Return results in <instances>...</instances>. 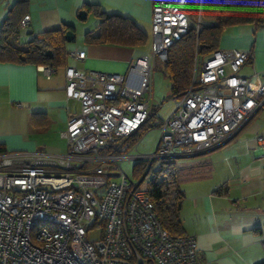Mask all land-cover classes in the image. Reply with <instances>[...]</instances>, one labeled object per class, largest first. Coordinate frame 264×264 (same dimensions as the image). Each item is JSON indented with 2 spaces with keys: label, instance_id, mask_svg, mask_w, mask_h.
I'll return each mask as SVG.
<instances>
[{
  "label": "built area",
  "instance_id": "2783aa9c",
  "mask_svg": "<svg viewBox=\"0 0 264 264\" xmlns=\"http://www.w3.org/2000/svg\"><path fill=\"white\" fill-rule=\"evenodd\" d=\"M151 52L130 62L125 74L65 68V94L78 101L69 111L63 152L45 149L0 153V264H195L196 238L163 226L142 179L128 175L124 159L173 162L231 141L264 109V85L241 70L248 49L217 48L194 56L188 87L158 126L152 152L122 147L146 121L152 93V58L168 48L193 21L187 0H151ZM24 14L20 26L29 25ZM83 58L84 52H70ZM47 77L54 67H42ZM137 141L135 142V146ZM256 156L264 160V135ZM96 236L91 237L90 234Z\"/></svg>",
  "mask_w": 264,
  "mask_h": 264
},
{
  "label": "crops",
  "instance_id": "0c3cea01",
  "mask_svg": "<svg viewBox=\"0 0 264 264\" xmlns=\"http://www.w3.org/2000/svg\"><path fill=\"white\" fill-rule=\"evenodd\" d=\"M17 1L0 0V27L9 15L18 12L14 7ZM87 3L103 13L127 14L151 32V0H27L21 11L30 17L24 27L28 40L41 38L44 31L63 24L73 26L75 32L88 15L96 17L86 11ZM80 10L86 11L85 18L78 17ZM223 30L218 48L250 50L252 55L242 69L247 65L250 74L256 71L264 85V24H239ZM84 33L83 44L69 49L66 42L65 65L54 68L49 77L42 69L46 64L0 61V144L6 151L66 149L61 132L68 112L79 107L77 100L65 94L66 67L125 74L130 62L145 53L141 47L88 43ZM19 40L25 42L20 36ZM74 50L83 51L84 57H72ZM262 135L264 121L253 117L224 146L175 161L184 174L180 182L184 194L179 211L181 231L196 238L199 261L195 264L264 262V160L254 151Z\"/></svg>",
  "mask_w": 264,
  "mask_h": 264
},
{
  "label": "trees",
  "instance_id": "16d2710c",
  "mask_svg": "<svg viewBox=\"0 0 264 264\" xmlns=\"http://www.w3.org/2000/svg\"><path fill=\"white\" fill-rule=\"evenodd\" d=\"M26 1L18 0L14 6L18 7V12H15L17 15H9L0 27V61H33L54 68L64 66L69 51L64 35L68 29L74 31V27L63 24L59 28L44 31L41 38L34 36L28 41L21 42L20 19L25 14L21 7ZM186 8L193 21L200 16L202 25L197 30L194 24H191L181 38L168 48L167 59L162 61V71L170 81V96L173 98L178 97L188 87L194 56L203 57L217 49L224 28L246 23L255 26L264 24V0H187ZM85 9L87 12H93L98 18L97 30L84 33L86 42L141 48L147 43L148 33L127 14L103 13L91 3L85 4ZM49 49L52 51L51 55L46 53ZM149 118L150 111L140 129L141 132L149 126ZM130 141L136 142L137 137ZM3 152H6L5 147L0 144V153ZM154 163L155 161L151 162L141 182L153 172ZM171 163L173 162L160 161L156 174L147 183V188L155 204L157 217L163 226L172 233H182L179 211L184 197L180 188L184 174L179 167L170 170ZM147 166L145 160L135 161L133 177L140 179ZM159 174L161 179H158Z\"/></svg>",
  "mask_w": 264,
  "mask_h": 264
},
{
  "label": "rangeland",
  "instance_id": "374dc122",
  "mask_svg": "<svg viewBox=\"0 0 264 264\" xmlns=\"http://www.w3.org/2000/svg\"><path fill=\"white\" fill-rule=\"evenodd\" d=\"M97 18L93 17L92 14L88 15V17L81 21L80 25L75 30L74 40L67 43L69 49L73 48L74 46L83 44L82 35L86 30H95L97 25ZM232 27V26H229ZM230 30V29H229ZM226 30H223L225 33ZM148 32V30H147ZM20 39L22 41L28 40V34L26 32V28H22L20 30ZM151 39L152 34L148 32V40L142 49V52L150 53L151 52ZM204 57V56H203ZM202 55H199V61L202 60ZM241 74L248 76L250 74L249 67L242 69ZM263 83H264V75L262 76ZM150 81L152 86V93L149 97L150 102V118H149V126L128 138V143H126L121 149L123 152H127L128 154H146L150 153L154 150L157 138L159 135L158 125L161 121H164L168 115L171 113L174 107V98L170 96V81L164 75L162 71V61L157 57L154 56L152 58V70L150 75ZM254 119H257L259 122L264 121V109H261L255 116ZM137 137V145L135 146V142H131L132 138ZM135 159H124L121 161L122 169L130 176L133 177V165L135 163ZM179 161L177 160V163ZM160 162L155 161L152 171L148 178L141 183L143 187H148V181L150 178L154 177L156 174V169L158 168ZM135 178V177H134ZM161 174L158 175V179H161ZM182 181V179L180 180ZM91 237L96 236L93 232L90 234Z\"/></svg>",
  "mask_w": 264,
  "mask_h": 264
},
{
  "label": "water",
  "instance_id": "95a60500",
  "mask_svg": "<svg viewBox=\"0 0 264 264\" xmlns=\"http://www.w3.org/2000/svg\"><path fill=\"white\" fill-rule=\"evenodd\" d=\"M85 15H86V11H85V10H80L79 13H78V17H79V18H85ZM64 36H65V41H66V42H70V41H72V40L74 39L75 33H74L73 30L68 29V30L65 32V35H64ZM46 53H47L48 55H51V54H52V51L49 49V50H47ZM20 57H21V58H24L23 55H20ZM147 170H148V167L146 168L144 174L142 175V177H141L140 179H142V178L144 177V175L146 174Z\"/></svg>",
  "mask_w": 264,
  "mask_h": 264
}]
</instances>
